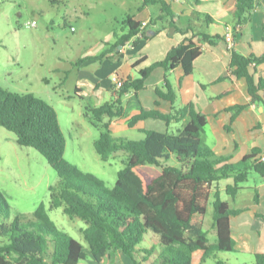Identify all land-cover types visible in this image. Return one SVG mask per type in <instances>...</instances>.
I'll use <instances>...</instances> for the list:
<instances>
[{
    "label": "trees",
    "instance_id": "obj_1",
    "mask_svg": "<svg viewBox=\"0 0 264 264\" xmlns=\"http://www.w3.org/2000/svg\"><path fill=\"white\" fill-rule=\"evenodd\" d=\"M261 2L264 0H234L231 17L235 30L243 26ZM150 4L160 5L163 15L171 20V25L175 24L176 17L166 1L145 0L146 6ZM124 24L127 32L121 37L117 35V42L110 50L140 34V22L129 17ZM218 40L219 37L202 35L203 43L214 44ZM105 53L80 59L78 64L101 60ZM201 53L200 46L194 42L182 43L170 50L164 61L141 71L137 79H128L116 92L114 101L87 109L86 118L100 130L94 144L100 159L108 162L119 152L128 155L112 189L96 175L82 171L66 159V138L52 105L34 94H17L0 88V127L13 133L20 146L41 154L57 174V182L49 188V206L42 203L31 215L13 216L7 196L0 190L3 217L0 264H83L89 258L96 264H104L107 259L113 261L119 252L133 264H192L193 254L199 251L205 252L203 260L239 251L231 230V218L239 211L231 209L222 199L220 183L232 179L225 193L235 199L252 172L264 178V162L258 159L260 150H254L238 163L218 156L202 139L208 121L194 104L174 110L172 115L143 111L131 122L153 119L169 125L173 120L189 118V123L176 134L145 131L143 139L129 140L114 137L110 130L111 121L123 116L122 97L130 91L143 90L155 68L171 70L181 65L186 74H191ZM263 64L264 53L259 57L232 53L231 73L237 79L247 80L255 103L263 101L260 93L264 91V79L255 81L249 69ZM156 93L172 104L176 101L168 80L164 87L156 88ZM243 109L238 106L229 111L236 115ZM210 205L216 245L210 244L204 229ZM57 209H62L69 219L85 223L82 235L87 248L61 231L50 218L49 211ZM144 242L148 247L142 246ZM255 260L256 264H264V254L256 255Z\"/></svg>",
    "mask_w": 264,
    "mask_h": 264
},
{
    "label": "crops",
    "instance_id": "obj_2",
    "mask_svg": "<svg viewBox=\"0 0 264 264\" xmlns=\"http://www.w3.org/2000/svg\"><path fill=\"white\" fill-rule=\"evenodd\" d=\"M163 1L170 5L176 17L174 25H171V20L163 15L160 5L146 6L145 0H138L137 3L133 1L137 8H134V13L129 14L127 18L132 17L136 22L146 23L140 34L123 46L107 50L101 60H87L79 64L77 60L72 63L71 70L65 71L64 81L72 74L74 67L76 68L72 75L75 96L69 95L64 99L70 102L76 97L81 101L77 112L80 119L77 121L78 126L89 132L93 126L86 118L87 109L93 110L117 98L118 91L111 81L115 74L125 82L128 79L135 80L141 71L164 61L170 50L192 41L202 50L201 55L194 61L193 72L186 74L181 65L171 70L155 68L147 78L143 90L138 93L130 91L122 97L123 116L111 121V132L114 137L124 139L136 133V138H144L145 131L176 134L189 123V118L173 120L169 125L153 119L136 124L131 122L143 111H158L164 115H172L174 110L194 104L196 110L205 115L208 121L202 139L218 156L230 158L231 163H238L254 150H260L258 159H261L264 157V91L260 93L263 101L253 102L247 80L233 76L230 64L233 51L244 56L257 57L264 53V3L261 2L251 12L243 26L235 31L234 44L231 46L225 41V28L234 27V20L231 17L234 0ZM126 32L124 29L120 36L115 33L107 43L112 42V45H115L118 37ZM203 34L219 37L220 40L214 44L203 43ZM103 50L104 47L101 53L86 51L79 60L99 57L104 53ZM249 72L255 81L264 79V64L251 66ZM166 80L176 94L174 104L157 96L156 88L164 87ZM238 106H243L244 109L236 115L229 111ZM107 121L108 119H105V122ZM228 181L232 183V179ZM226 186L220 183L222 199L229 203L231 209L239 211L231 218L232 236L239 250L233 254L250 256L255 260L256 255L264 254V178L261 177L254 187V195L244 200L239 195L235 199H230L225 193ZM230 201L236 203L235 206ZM211 219L213 220V215ZM206 232L209 235V231ZM212 234L215 235V240L210 244L216 245L215 228ZM204 256L205 252L202 251L194 253L192 264L219 262L231 264L229 263L231 258L227 254L210 256L206 260H203ZM118 260L122 264H133L122 252H119L113 261ZM106 261L113 262L107 259L104 264ZM83 264L96 263L89 258Z\"/></svg>",
    "mask_w": 264,
    "mask_h": 264
},
{
    "label": "rangeland",
    "instance_id": "obj_3",
    "mask_svg": "<svg viewBox=\"0 0 264 264\" xmlns=\"http://www.w3.org/2000/svg\"><path fill=\"white\" fill-rule=\"evenodd\" d=\"M133 1L0 0V88L17 94H34L52 105L66 138V159L82 171L96 175L111 189L128 155L119 152L108 162L100 159L94 147L100 130L91 127L89 132L83 131L77 123L81 101L76 97L70 102L64 99L75 96L74 65L66 81L64 74L84 52L101 53L103 47L106 52L114 46L107 42L125 29V20L137 8ZM33 22L37 24L35 27L30 26ZM136 135L127 137L143 139ZM260 179L259 174L252 172L238 195L243 200L254 195ZM56 182V172L41 154L20 146L13 133L0 127V190L7 196L13 216L31 215L42 203L49 206V188ZM229 182L221 184L226 186ZM230 202L235 206L236 203ZM49 215L61 231L88 247L82 235L84 222L69 219L62 209L49 211ZM212 215L210 206L204 221L210 242L215 240ZM142 246L148 247V243ZM86 253L90 255L88 249ZM227 255L231 264H256L250 256ZM106 264L122 263L118 260Z\"/></svg>",
    "mask_w": 264,
    "mask_h": 264
},
{
    "label": "built area",
    "instance_id": "obj_4",
    "mask_svg": "<svg viewBox=\"0 0 264 264\" xmlns=\"http://www.w3.org/2000/svg\"><path fill=\"white\" fill-rule=\"evenodd\" d=\"M36 25V22H33L30 26L35 27ZM144 26H146V23L142 24V27ZM235 31V28L232 26H227L225 28V41L231 46L234 44ZM111 81L117 91H119L125 83V81L122 80L117 74L112 77ZM260 160L264 162V157H262Z\"/></svg>",
    "mask_w": 264,
    "mask_h": 264
}]
</instances>
